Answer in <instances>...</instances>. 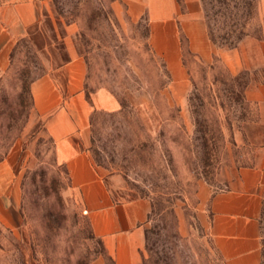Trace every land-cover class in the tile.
I'll return each instance as SVG.
<instances>
[{
  "label": "rangeland",
  "instance_id": "1",
  "mask_svg": "<svg viewBox=\"0 0 264 264\" xmlns=\"http://www.w3.org/2000/svg\"><path fill=\"white\" fill-rule=\"evenodd\" d=\"M41 1L0 0V24L16 6ZM47 1L75 28L83 48L94 165L121 176L149 204L139 264H224L211 244L207 200L255 162L256 146L246 134L256 117L243 98L247 75L232 76L216 57L204 64L184 50L189 86L174 100L164 65L150 51L145 15L132 20L122 0ZM215 1L199 3L219 49L228 27L213 15ZM243 34L264 39V0H256ZM9 39L0 29V161L15 149L23 163V222L0 228V264H112L51 141L30 126V84L45 70L42 58L28 38ZM261 223L264 264V199Z\"/></svg>",
  "mask_w": 264,
  "mask_h": 264
},
{
  "label": "crops",
  "instance_id": "2",
  "mask_svg": "<svg viewBox=\"0 0 264 264\" xmlns=\"http://www.w3.org/2000/svg\"><path fill=\"white\" fill-rule=\"evenodd\" d=\"M134 21L148 19V45L164 65L170 95L179 101L189 86L184 50L207 64L214 57L232 76L244 73V101L255 120L246 134L256 146L252 166L238 169L224 190L207 200L208 231L214 252L224 264L262 263L264 199V39L245 37L233 49L212 46L201 18L199 0H122ZM9 40L26 37L42 58L45 70L30 84V126L51 141L69 189L87 217L112 264H139L144 243L146 200L133 196L119 175H104L89 153V120L93 108L85 94L86 65L76 30L56 13L51 2L21 4L2 20ZM4 66L0 62V72ZM23 163L17 151L0 161V228L18 229L23 222Z\"/></svg>",
  "mask_w": 264,
  "mask_h": 264
},
{
  "label": "trees",
  "instance_id": "3",
  "mask_svg": "<svg viewBox=\"0 0 264 264\" xmlns=\"http://www.w3.org/2000/svg\"><path fill=\"white\" fill-rule=\"evenodd\" d=\"M215 2L217 10L214 11L213 15L219 16L224 25L228 27V30L218 37L220 40L219 48L233 49L247 37L243 34V29L254 12L256 0H216ZM208 30H210L209 26ZM208 32L210 42L215 44V38H213L210 31ZM232 34H234V38L231 37Z\"/></svg>",
  "mask_w": 264,
  "mask_h": 264
}]
</instances>
